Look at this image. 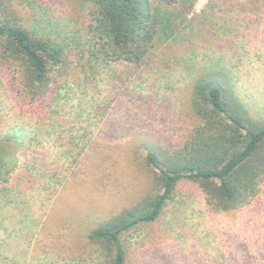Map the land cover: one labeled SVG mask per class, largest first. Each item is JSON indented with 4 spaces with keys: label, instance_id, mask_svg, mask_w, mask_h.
I'll list each match as a JSON object with an SVG mask.
<instances>
[{
    "label": "rangeland",
    "instance_id": "374dc122",
    "mask_svg": "<svg viewBox=\"0 0 264 264\" xmlns=\"http://www.w3.org/2000/svg\"><path fill=\"white\" fill-rule=\"evenodd\" d=\"M0 1L2 13L63 43L76 66L45 111L11 90L12 78L0 82V264H103L88 234L152 192L149 146H182L202 123L198 75L226 71L252 118L264 119V0H196L140 68L92 56L100 40L86 0ZM256 189L216 210L181 180L157 221L122 235L127 264H264V176Z\"/></svg>",
    "mask_w": 264,
    "mask_h": 264
},
{
    "label": "trees",
    "instance_id": "16d2710c",
    "mask_svg": "<svg viewBox=\"0 0 264 264\" xmlns=\"http://www.w3.org/2000/svg\"><path fill=\"white\" fill-rule=\"evenodd\" d=\"M86 1L94 5L92 30L100 40L92 45V56L100 65L125 60L140 68L189 20L196 0ZM2 12L0 5V82L12 78L11 90H22L45 111V106L59 103L60 83L68 81L76 66L63 43L34 34ZM192 105L202 123L182 146L153 144L148 148L146 159L155 169L152 192L88 234L101 248L103 264H127L122 235L139 224L157 221L185 178L199 185L216 210L237 208L255 195L264 176V119L252 118L238 99L230 75L222 69L196 77ZM5 166L0 161V172Z\"/></svg>",
    "mask_w": 264,
    "mask_h": 264
}]
</instances>
